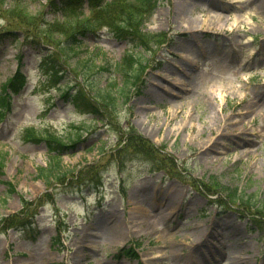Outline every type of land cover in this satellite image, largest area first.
Returning <instances> with one entry per match:
<instances>
[{
    "label": "rangeland",
    "instance_id": "rangeland-1",
    "mask_svg": "<svg viewBox=\"0 0 264 264\" xmlns=\"http://www.w3.org/2000/svg\"><path fill=\"white\" fill-rule=\"evenodd\" d=\"M26 1L31 13L47 9L44 0ZM7 15L0 13V29L14 26ZM145 30L166 32L167 43L150 56L140 94L122 103L114 122L163 146L188 181L151 170L136 156L118 170L101 154L117 148L114 128L97 120L91 130V114L73 112L61 90L47 89L38 66L42 51L19 33L6 37L0 84L16 71L26 83L0 119L6 152L0 218L19 211L23 197H51L29 224L0 232V264H264V245L246 214L231 202L209 200L192 183L215 175L264 199V0H160ZM95 35L83 38L66 78L75 79L76 58L83 59L81 71L93 52L116 61L129 49L141 50L108 29ZM81 122L91 131L61 154L62 162L81 177L97 171L99 184L69 178L50 189L36 176L50 158L46 145L27 139L25 130L68 133ZM122 247L134 254L118 258Z\"/></svg>",
    "mask_w": 264,
    "mask_h": 264
},
{
    "label": "trees",
    "instance_id": "trees-1",
    "mask_svg": "<svg viewBox=\"0 0 264 264\" xmlns=\"http://www.w3.org/2000/svg\"><path fill=\"white\" fill-rule=\"evenodd\" d=\"M10 1L9 15L15 18L14 26L22 27L25 36L37 43L54 44L57 49L49 48L43 58V63L50 66L49 69L54 71L50 84H56L57 76L55 67H63V63L67 62L74 50L71 42L75 36L81 34L86 30L94 29L102 24L108 26L117 35H124L130 37L136 43L141 44L145 49L150 50L153 44H157L163 40L162 34H153L142 32V26L151 15L154 5L158 0H115L113 4L108 7H103L100 14L93 18L84 21H66V23H45L42 26V18L28 12L26 7L21 6L24 0H0V4ZM109 17H111L109 19ZM37 23V24H36ZM25 26V27H23ZM3 34L0 31V35ZM87 64L81 67L82 83L76 82L75 93L69 94L64 92V97H69L78 112L95 114L97 119L113 126L116 131L118 147L108 152L111 160L117 162L118 166L123 165L125 158L139 157L145 160L151 168L164 170L167 174L175 176L180 180L188 181L183 177L181 168L178 166L176 160L172 158L163 146H156L154 142L143 137L136 132L133 127L122 128L119 122H114L117 118L118 109L123 102L129 100V96L135 88L139 86L142 72L146 66L148 58L133 57L132 55L125 56L119 62H112L106 57L100 64L95 62L92 54L87 59ZM83 61L78 60L75 64L74 71L80 68ZM56 67V68H57ZM55 69V70H54ZM108 73V79L103 85L100 84L101 79ZM121 77V84L116 75ZM24 79L22 75H15L7 79L1 86L0 90V108H5L8 105V90L17 91L23 84ZM68 86H63L67 89ZM3 109H0V114ZM89 125V124H88ZM85 123L71 124L72 127L68 133H59L51 130L49 127L35 129L34 127H27L25 130L26 138L35 142L44 141L50 161L47 167H40L38 177L42 178L48 186L58 182L63 183L67 178L77 176L73 173V168H66L60 160V154L74 147L76 140L80 138L84 130H88L89 126ZM127 151V152H126ZM6 160V152L0 150V173L2 172ZM84 181L88 183L98 182L99 175L97 171H90L86 173ZM192 183L197 190L206 195H218V199L229 202H239V205L253 217L252 221H258L259 227L263 228L264 218V199H256L253 195L241 193L237 186L229 187L222 184L215 175H210L207 180H192ZM223 194V195H222ZM47 195V194H46ZM50 197L51 195H47ZM253 199V200H252ZM252 200V201H251ZM23 209L16 214L5 216L0 219V230L6 226H23L29 222L33 217V212L29 213L32 202L23 199ZM251 203V204H249ZM28 210V211H27ZM261 237H264L261 234ZM129 253L127 249H120L119 253Z\"/></svg>",
    "mask_w": 264,
    "mask_h": 264
},
{
    "label": "bare ground",
    "instance_id": "bare-ground-1",
    "mask_svg": "<svg viewBox=\"0 0 264 264\" xmlns=\"http://www.w3.org/2000/svg\"><path fill=\"white\" fill-rule=\"evenodd\" d=\"M164 197V196H163ZM162 206H163V203H162Z\"/></svg>",
    "mask_w": 264,
    "mask_h": 264
}]
</instances>
